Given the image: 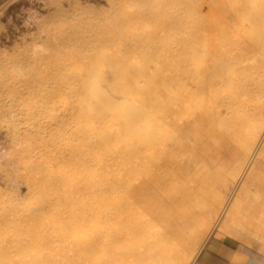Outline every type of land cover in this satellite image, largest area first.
Instances as JSON below:
<instances>
[{"label":"bare ground","instance_id":"obj_1","mask_svg":"<svg viewBox=\"0 0 264 264\" xmlns=\"http://www.w3.org/2000/svg\"><path fill=\"white\" fill-rule=\"evenodd\" d=\"M9 19L0 264L264 241V0H0Z\"/></svg>","mask_w":264,"mask_h":264},{"label":"crops","instance_id":"obj_2","mask_svg":"<svg viewBox=\"0 0 264 264\" xmlns=\"http://www.w3.org/2000/svg\"><path fill=\"white\" fill-rule=\"evenodd\" d=\"M213 231L192 264H263L259 259L241 253L234 241Z\"/></svg>","mask_w":264,"mask_h":264},{"label":"rangeland","instance_id":"obj_3","mask_svg":"<svg viewBox=\"0 0 264 264\" xmlns=\"http://www.w3.org/2000/svg\"><path fill=\"white\" fill-rule=\"evenodd\" d=\"M23 11L24 10H22L21 12H23ZM12 24H13L12 19H9L7 21H2V22H0V29H7L8 27L12 26ZM218 235L232 239L234 241L237 249L241 253H243L246 256L255 257V258L259 259L264 264V241L262 243L260 242L261 244L258 242L252 246H247V245L243 244L244 243L243 240H239V239H236L233 237H229L226 234H218Z\"/></svg>","mask_w":264,"mask_h":264}]
</instances>
